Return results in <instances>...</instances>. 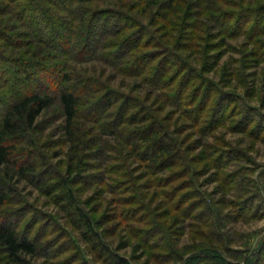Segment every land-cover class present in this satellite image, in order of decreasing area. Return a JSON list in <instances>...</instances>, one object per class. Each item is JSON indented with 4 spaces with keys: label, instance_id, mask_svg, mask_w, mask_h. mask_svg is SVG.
<instances>
[{
    "label": "rangeland",
    "instance_id": "rangeland-1",
    "mask_svg": "<svg viewBox=\"0 0 264 264\" xmlns=\"http://www.w3.org/2000/svg\"><path fill=\"white\" fill-rule=\"evenodd\" d=\"M86 5L102 32L125 30L104 36L95 60L82 48L85 62L67 67L115 104L100 116L83 106L70 144L54 101L16 146L33 157V174L22 180L0 167L9 192L0 210L38 244L29 263L110 264L70 223L62 179L100 243L128 264H264V0H183L149 7L148 18L145 2ZM47 46L42 64L61 63ZM6 69L0 63V120L25 89ZM37 76L26 90L52 95ZM128 107L136 119L121 124ZM145 118L172 146L169 157L146 160L149 148L134 138L153 130Z\"/></svg>",
    "mask_w": 264,
    "mask_h": 264
},
{
    "label": "trees",
    "instance_id": "trees-1",
    "mask_svg": "<svg viewBox=\"0 0 264 264\" xmlns=\"http://www.w3.org/2000/svg\"><path fill=\"white\" fill-rule=\"evenodd\" d=\"M90 1L92 0H0V16H6L9 22L13 21L11 28L9 25L0 24L2 26L0 27V63L8 64L9 69H6L5 74L11 77V82L15 86L25 88L21 95L14 96L8 106L9 110L0 120V167L10 166L22 180L33 174L35 162H32L33 157L28 159L25 149L18 150L16 146L21 142L22 136L33 128L40 114L54 101L60 109L63 134L70 144L76 141V135L79 133L76 122L80 120L83 106L90 109L97 108L96 113L100 116V113L113 108L115 104L113 97L110 96L111 91L103 88L99 91L101 86L96 82H93L94 90L90 89L92 88L90 78L78 75L72 79V69L69 70L67 67V62L95 60L97 56L92 54L91 49L95 48V52L99 51L103 48L104 36H118L125 30L117 28L102 32L97 24L100 21L99 15L86 5ZM181 1L183 0H135L139 5L140 2L146 3L141 18L150 17L151 7H159L162 4L172 5ZM136 14L141 13L136 11ZM116 15V21L120 16L123 20H127V17L120 12ZM116 21H113L112 28ZM97 34L102 38H97ZM44 44L54 52L51 57L59 58L61 63L50 66L42 64L44 57L41 56L39 47ZM82 48L90 52V56L85 61L76 56ZM36 74L38 80L54 89L52 95H41L39 92L26 90L27 83L36 81L34 80ZM90 92H102V94L100 97L90 99ZM129 110L131 109L128 107L121 115V124L130 125V122L136 119V116L127 114ZM146 121L152 124L154 119L145 118L141 122ZM155 125L154 121L151 126L153 130L147 134L144 133L145 130H136L134 137L143 142L144 147L146 145L149 148L147 161L161 160L169 157L173 152L170 143L163 142L164 134L156 129ZM112 134L116 136V132ZM25 144L27 146L31 143ZM65 182L59 179L57 190L70 210L68 214L71 216L72 226H79L78 229L84 230L82 238L110 264H128L100 243L90 221L75 207ZM5 186L0 181V209L9 204V192ZM74 221L76 223H73ZM38 250L37 242L18 233L6 213L0 210V264H30L29 260L38 256Z\"/></svg>",
    "mask_w": 264,
    "mask_h": 264
}]
</instances>
